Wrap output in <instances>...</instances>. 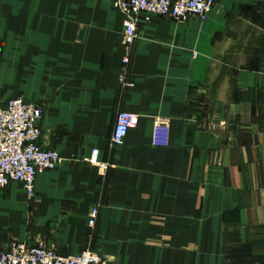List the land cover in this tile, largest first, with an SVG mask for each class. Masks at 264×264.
Wrapping results in <instances>:
<instances>
[{
  "label": "crops",
  "instance_id": "1",
  "mask_svg": "<svg viewBox=\"0 0 264 264\" xmlns=\"http://www.w3.org/2000/svg\"><path fill=\"white\" fill-rule=\"evenodd\" d=\"M113 1L0 0V100L41 107L39 143L63 159L31 197L0 187V251L264 264V0H215L204 20L140 15L128 87ZM118 111L137 121L112 146ZM156 119L166 146L151 144Z\"/></svg>",
  "mask_w": 264,
  "mask_h": 264
},
{
  "label": "built area",
  "instance_id": "2",
  "mask_svg": "<svg viewBox=\"0 0 264 264\" xmlns=\"http://www.w3.org/2000/svg\"><path fill=\"white\" fill-rule=\"evenodd\" d=\"M215 5V0H114L113 6L123 17L122 67L119 81L122 87L132 84L127 78L131 46L137 37L138 18L152 14L172 20L195 17L204 20ZM42 108L21 97L0 100V187L11 182L21 184L24 192L33 196L35 180L40 172L57 168L63 163L59 153L43 148L40 143ZM134 114L118 111L111 136L112 146L123 143L129 129L136 125ZM169 123L156 119L151 130V144L166 146L169 143ZM98 150L93 149L89 162L97 164ZM100 166L104 163L98 162ZM97 207L88 212L87 222L93 226ZM0 264H103L101 256L83 250L79 253L59 254L40 241L36 245L13 241L0 251Z\"/></svg>",
  "mask_w": 264,
  "mask_h": 264
}]
</instances>
